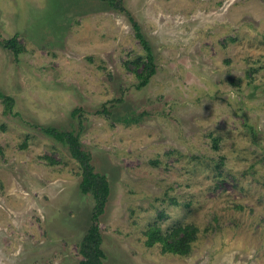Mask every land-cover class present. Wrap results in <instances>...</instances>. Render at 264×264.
Instances as JSON below:
<instances>
[{
  "label": "rangeland",
  "instance_id": "obj_1",
  "mask_svg": "<svg viewBox=\"0 0 264 264\" xmlns=\"http://www.w3.org/2000/svg\"><path fill=\"white\" fill-rule=\"evenodd\" d=\"M122 3L155 56L143 87L125 11L0 0V264L82 259L95 201L42 125L79 132L109 179L104 264H264V0ZM154 224L196 225L192 251L148 246Z\"/></svg>",
  "mask_w": 264,
  "mask_h": 264
},
{
  "label": "trees",
  "instance_id": "obj_2",
  "mask_svg": "<svg viewBox=\"0 0 264 264\" xmlns=\"http://www.w3.org/2000/svg\"><path fill=\"white\" fill-rule=\"evenodd\" d=\"M102 1H106L111 6L119 8L128 14L136 36L146 50L145 57H142L143 68L140 72L136 73L140 79L138 85L139 87L147 85L150 78L156 73V63L151 44L143 33L140 23L124 7L123 0ZM5 45L17 55L24 49L22 45L17 43L16 37L8 39ZM0 98L5 102L6 110L12 111L15 102L14 98L3 92H0ZM104 110L107 111V108L105 107ZM75 113L76 111H74ZM41 130L43 133L64 144L70 155L79 162L82 177L80 190L83 194H91L95 201L91 224L79 246L82 255L79 264H104L106 252L103 247L104 239L100 228V219L106 210L111 193L109 179L104 173L96 170L92 154L84 148L79 132L54 125H42ZM198 232L199 229L194 224H177L167 231H164L161 226L154 224L146 231L148 237L146 244L148 246L160 244L164 253L188 255L192 251V245L198 237Z\"/></svg>",
  "mask_w": 264,
  "mask_h": 264
}]
</instances>
